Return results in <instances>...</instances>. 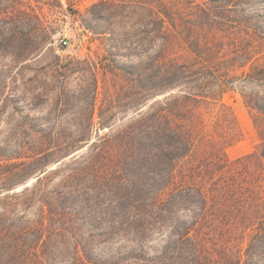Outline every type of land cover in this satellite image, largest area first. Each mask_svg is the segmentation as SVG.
<instances>
[{
    "label": "trees",
    "instance_id": "trees-1",
    "mask_svg": "<svg viewBox=\"0 0 264 264\" xmlns=\"http://www.w3.org/2000/svg\"><path fill=\"white\" fill-rule=\"evenodd\" d=\"M257 3L264 0H99L90 6L83 16L86 28L119 50L126 44L142 48L136 62L128 59L117 67L127 80L125 105L138 107L139 115L106 135L50 137L32 155H25L29 140H6L14 144L5 147L24 155H7L21 160L0 174V264H24L32 255L50 261L65 243L76 250L73 264H212L190 235L191 226L208 210L206 195L191 186L176 187L164 199L161 194L175 162L193 148L189 127L194 112L189 106L216 99L230 83L242 82L251 89L245 95L248 105L264 114V12L245 15V7ZM0 20L9 31L15 61L39 54L51 39L49 25L33 10L31 0H0ZM99 21L112 29L98 31ZM138 25L141 28H135ZM178 28L187 36L190 54L185 57L169 53L172 29ZM86 64L93 112L98 82L94 66ZM159 94H164L162 99L141 110ZM7 103L5 97L0 123ZM104 112L101 107L99 123L110 130L113 125ZM261 138L258 155L264 160V130ZM225 169L221 165V171ZM32 176L30 189L6 193ZM231 181L214 184L226 199L236 200ZM191 202L198 212L172 225L163 246L150 255L144 247L150 230L167 224L175 209ZM31 204L37 205L35 219H28L25 209L17 216L15 206ZM261 214L244 257H230L227 264H258L256 255L264 252V211ZM250 221L245 228H251ZM97 242L104 244L99 253Z\"/></svg>",
    "mask_w": 264,
    "mask_h": 264
},
{
    "label": "rangeland",
    "instance_id": "rangeland-1",
    "mask_svg": "<svg viewBox=\"0 0 264 264\" xmlns=\"http://www.w3.org/2000/svg\"><path fill=\"white\" fill-rule=\"evenodd\" d=\"M98 1L49 0L36 3L31 0L33 10L49 25L51 39L39 54L24 61L13 60L10 34L4 21L0 20V104L8 97L0 123V174L12 170V164L21 160L7 155H24L22 150L5 147L14 144H6V140H29L30 150L25 155H32L50 137L80 138L91 134L93 138L121 129L138 117V107L125 105L127 80L117 67L128 59L136 62L142 48L126 44L119 50L115 43L84 26L83 16ZM191 1L202 3L204 0ZM263 12L264 3L245 7V15ZM96 28L98 31L112 29L104 21H99ZM152 36L150 33L148 38L150 52L154 50ZM186 39L185 30L172 29L169 53L180 57L189 55ZM109 51L114 54H108ZM87 61L94 66L98 82L93 112L90 103L92 78L86 70ZM229 85L231 88L219 91L216 99L198 107L189 106L194 112V124L189 127L193 148L175 162L168 187L161 194L164 199L176 187L191 186L206 195L208 210L191 226L190 235L212 264H227L231 258L244 257L264 211V160L258 155L264 114L248 105L245 96L251 92L248 85L244 87L242 82ZM163 96L156 95L141 110L146 111L149 104ZM101 107L105 110L104 119L113 125L110 130L100 126ZM88 123H92L91 127L84 128ZM221 165L226 168L224 171H221ZM228 178L237 189L236 200L226 199L214 184ZM34 180L35 176H32L6 193L12 195L30 189ZM259 184H262L260 190ZM24 207H14L17 216L25 209V216L35 219L37 205ZM197 212L194 202L185 204L175 209L167 224L152 228L144 240L148 253L152 255L163 246L172 232V225L190 220ZM247 219H251L246 222L251 228H245ZM103 246V243L94 244L96 253ZM74 252L73 245L65 243L59 245L56 256L50 261L41 262L32 255L24 264H73ZM255 260L264 264V252L256 255ZM77 262L83 264L80 260Z\"/></svg>",
    "mask_w": 264,
    "mask_h": 264
},
{
    "label": "built area",
    "instance_id": "built-area-1",
    "mask_svg": "<svg viewBox=\"0 0 264 264\" xmlns=\"http://www.w3.org/2000/svg\"><path fill=\"white\" fill-rule=\"evenodd\" d=\"M63 43L65 44L66 42H65V41H63Z\"/></svg>",
    "mask_w": 264,
    "mask_h": 264
}]
</instances>
